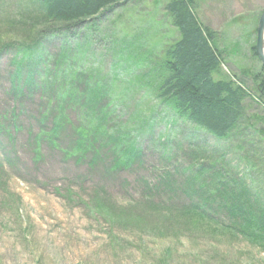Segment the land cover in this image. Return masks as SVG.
Returning <instances> with one entry per match:
<instances>
[{"label": "rangeland", "instance_id": "obj_1", "mask_svg": "<svg viewBox=\"0 0 264 264\" xmlns=\"http://www.w3.org/2000/svg\"><path fill=\"white\" fill-rule=\"evenodd\" d=\"M31 1L0 0V113L15 110L20 120L10 125L0 114V264H264V238L238 235L224 210L214 223L202 222L189 211L194 204L184 188L177 197L148 196L142 184V177L154 183L161 173L183 184L205 160L215 159L246 180L264 207V104L257 101L256 80L262 64L252 49L264 0H192L199 20L216 34L223 74L248 90L246 117L256 116L255 126L240 122L223 140L156 96L154 69L178 38L169 0H126L74 32L47 24ZM35 48L43 59L32 67L37 86L57 61V75L71 80L70 96L79 99L65 112L70 122L57 145L46 144L36 161L29 113L45 112V82L25 99L27 89L17 95L11 81L14 60L33 56ZM83 125L88 139L109 133L113 147L119 148L118 137L120 145L141 152L121 168L110 146L103 151L95 143L85 145L86 154H65L75 146L73 127L79 134ZM96 155L100 160L90 162Z\"/></svg>", "mask_w": 264, "mask_h": 264}, {"label": "trees", "instance_id": "obj_2", "mask_svg": "<svg viewBox=\"0 0 264 264\" xmlns=\"http://www.w3.org/2000/svg\"><path fill=\"white\" fill-rule=\"evenodd\" d=\"M125 1L33 0L31 3L40 9L38 15L47 24H60L64 26L63 29L66 32H74L75 28L86 19L97 18L103 11ZM192 2V0H169L166 4L171 22L178 31V38L164 48L159 66L154 69V74L157 73L156 96L166 107L175 110L179 116L205 129L218 139H226L238 128L240 122L248 123V128L255 126L252 119L256 116L252 119L246 117L244 100L249 96L248 90L239 81L223 74V57L217 47L216 34L199 20ZM32 48L34 47L29 49ZM252 49L254 52L255 48ZM33 51V56L26 57L32 62L29 66L25 65L26 58L22 55L14 60L11 81L17 95H23L25 88L29 91L32 87L40 89L45 82L44 94L48 98L45 102L46 110L39 117L33 115L34 120L30 122L32 128L29 136L34 153L37 158H40L41 149L44 150L46 144L50 147L57 145L59 136L70 122L65 112H69L70 108L74 109L76 105L79 106V99L75 97V93L70 96L73 84L71 80L68 77L63 79L57 75L58 62L54 61L57 60L56 57L52 59L55 65L50 67L49 76L41 73L42 79L37 86L38 73L32 67L34 65L39 67L43 59L35 56L39 49L35 48ZM23 52L26 53V51ZM65 52L66 49L63 48L62 55ZM45 58L51 60L52 55ZM62 64L60 63L61 67ZM25 66L27 73L24 72ZM256 80L258 91L261 92L258 100L264 104V67L256 76ZM86 96L91 97L90 91L86 92ZM64 98L67 99L66 102ZM54 104L56 107H53ZM67 104H69L68 107ZM93 104L94 102H90V105ZM4 120L10 121L9 124L14 126L20 121L15 111L11 112L9 117H4ZM90 124L93 122L90 121ZM0 126L4 131V126L1 124ZM77 128L79 134L73 127V133L76 135L75 146L65 150V154L73 155L79 152L86 154V146L98 143V148L103 151L106 146L115 148L117 155L112 157L113 163L121 168L134 160L136 153L140 151V148L138 150L134 146L127 148L123 144L120 145L118 137L115 140L119 143L117 144L119 148L113 147L114 145L111 144L113 135L109 133L104 138L97 137L98 134H92L91 139H88L85 136V127L84 129H80L79 126ZM88 129L91 132L93 130L89 127ZM105 132L104 130L101 134ZM260 133L262 131H259ZM203 150L206 158L205 147ZM217 154L220 158L222 157L219 151ZM96 157L97 160H93V157L91 162L100 160L98 155ZM195 158L197 157L191 159ZM224 164L215 159L205 160L197 170L193 169L195 172L186 177L183 184L175 180L172 174L163 173L156 178L157 181L153 184L142 177V184L148 196L165 194L177 197V193L184 188V196L194 204L189 211L194 213L199 221L214 223L212 217L224 210L231 219L229 228L236 229L238 235L264 238V207L258 196L260 194L255 195L246 180H243L239 174L235 176L232 167ZM225 166L229 171L226 172ZM208 177L212 178L210 183Z\"/></svg>", "mask_w": 264, "mask_h": 264}, {"label": "water", "instance_id": "obj_3", "mask_svg": "<svg viewBox=\"0 0 264 264\" xmlns=\"http://www.w3.org/2000/svg\"><path fill=\"white\" fill-rule=\"evenodd\" d=\"M255 53L264 66V11L262 12L258 22Z\"/></svg>", "mask_w": 264, "mask_h": 264}]
</instances>
